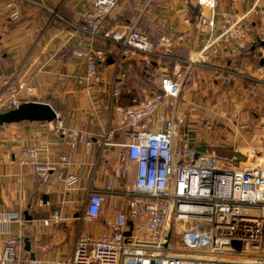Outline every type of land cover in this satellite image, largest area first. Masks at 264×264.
Listing matches in <instances>:
<instances>
[{"label":"built area","instance_id":"1","mask_svg":"<svg viewBox=\"0 0 264 264\" xmlns=\"http://www.w3.org/2000/svg\"><path fill=\"white\" fill-rule=\"evenodd\" d=\"M28 0H8L4 7L12 10L10 18H19L14 7ZM120 0H94L81 15L82 25L77 31L89 42L105 35L104 23ZM154 0H129L137 12L136 21L149 11ZM217 0H195L198 6L213 12L207 26H215L214 9ZM239 18L220 15V38L229 45L234 57L247 47V38H255L259 48V65L254 74H236L231 70L210 66L201 55L187 60H171V67L164 68L159 85L139 108H122L116 101L122 95L126 78L120 72L122 61L142 55L148 58L169 59L155 50L147 34L131 26L124 33L113 36L118 44L114 70L107 82L113 104L109 122L113 126L102 132L103 147L117 146L112 140L122 132L127 142L122 144L124 153L113 171L117 179H129V163L135 164L132 188L124 189V209L113 219L105 221L107 233L98 237L88 235L81 227L76 233L72 252L58 260L23 258L18 254L19 243L7 240L0 248V264H264V160L255 159L241 165L236 155L221 156L197 154L189 132L182 133L186 114L180 110L179 98L183 83L194 67L210 68L227 82L235 77L250 80L255 85L264 84V0ZM254 15L255 19L250 20ZM208 46H204L205 51ZM203 52H201L202 54ZM73 56L83 61L76 85L92 92L106 82L99 64L106 55L92 48L73 51ZM8 81L0 74V109L10 110L20 105L18 98L7 100ZM26 99L36 96L32 87L20 86ZM56 130L61 143L70 150L80 144L90 147L85 132L66 128L56 115ZM58 141L47 143L42 149L27 148L19 152L18 163L35 168L46 187L57 182L71 188L78 180L71 170L69 156L60 154L55 161H39L40 151L48 152ZM41 203V202H40ZM103 198L87 192L80 224H91L100 214ZM9 219L18 220L16 214ZM58 212L50 220L59 222ZM128 234V235H127ZM233 242L240 243L237 250Z\"/></svg>","mask_w":264,"mask_h":264},{"label":"crops","instance_id":"2","mask_svg":"<svg viewBox=\"0 0 264 264\" xmlns=\"http://www.w3.org/2000/svg\"><path fill=\"white\" fill-rule=\"evenodd\" d=\"M7 1L0 0V74L8 81L7 100L18 98L20 104L46 103L64 127L87 133L91 142L89 148L80 144L70 150L58 138L56 121L0 126V248L7 240L15 239L19 243L18 254L23 258H30L32 254L41 260H58L71 254L79 227L92 237L107 233L105 221L124 209V189L133 185L134 163L128 164V180L113 175L119 157L124 153L120 145L127 142L123 133H116L112 140L117 146L101 145L102 132L113 126L109 122V108L113 102L107 86L119 50L113 36L135 26L148 35L160 55L169 58L158 60L136 55L122 61L120 72L125 73L126 78L116 105L139 108L157 90L164 68L172 65L171 60H187L200 54L207 65L236 74H254L262 61L258 58L255 38H247L246 49L232 57L229 45L220 38L218 25L221 14L239 18L263 2L217 0L215 26L210 28L207 21L213 12L198 6L195 0H154L149 11L138 21L129 0H120L104 23L105 36L89 42L77 29L82 25V13L94 0L21 1L14 7L19 12L16 20L10 18L12 10L4 7ZM254 19L251 15L250 20ZM205 45L208 48L202 51ZM88 48L106 55V61L99 64L106 82L92 92L81 90L74 81L81 72L83 61L75 58L73 51ZM254 50L257 54L252 67ZM108 58L111 63L107 62ZM148 65L153 75L145 70L149 71ZM199 70L214 72L210 68L194 67L188 75ZM21 85L35 89L36 96L26 99L20 92ZM255 90L264 91V84L255 85ZM9 110L3 107L0 113ZM54 141L59 144L51 146L48 152L40 151L38 160L52 162L60 154L69 156L71 170L78 178L69 189L54 181L46 187L35 168L18 163L21 150L42 149ZM88 191L100 194L103 205L91 224L81 225L78 207L82 210ZM54 212H58L59 222L45 225ZM11 214L19 216V221H5ZM24 240L29 242L30 252L25 251Z\"/></svg>","mask_w":264,"mask_h":264},{"label":"rangeland","instance_id":"3","mask_svg":"<svg viewBox=\"0 0 264 264\" xmlns=\"http://www.w3.org/2000/svg\"><path fill=\"white\" fill-rule=\"evenodd\" d=\"M253 52L252 67L257 54ZM253 85L238 77L227 82L205 70L187 75L179 98L180 110L186 114L180 131H190L193 144L205 146L208 153L236 155L243 166L253 163L264 154V91L252 89Z\"/></svg>","mask_w":264,"mask_h":264},{"label":"water","instance_id":"4","mask_svg":"<svg viewBox=\"0 0 264 264\" xmlns=\"http://www.w3.org/2000/svg\"><path fill=\"white\" fill-rule=\"evenodd\" d=\"M260 46L264 48V42L260 43ZM111 58L107 59L108 63H111ZM263 61H260L262 64ZM56 119V113L46 103L39 102H25L20 104L17 108L9 110L7 112L0 113V126L16 124L21 122H39V123H51ZM197 154L205 152V146L201 145L196 148ZM128 235V234H127ZM25 251L30 252V245L27 240H24ZM232 246L239 250L240 243L233 242ZM34 256L31 254L30 259Z\"/></svg>","mask_w":264,"mask_h":264},{"label":"bare ground","instance_id":"5","mask_svg":"<svg viewBox=\"0 0 264 264\" xmlns=\"http://www.w3.org/2000/svg\"><path fill=\"white\" fill-rule=\"evenodd\" d=\"M259 160H264V154L262 156H257Z\"/></svg>","mask_w":264,"mask_h":264}]
</instances>
